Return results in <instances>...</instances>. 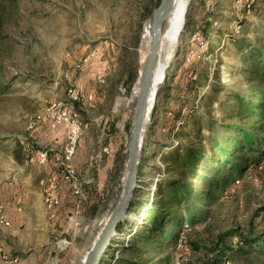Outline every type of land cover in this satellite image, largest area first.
<instances>
[{
  "label": "rangeland",
  "instance_id": "374dc122",
  "mask_svg": "<svg viewBox=\"0 0 264 264\" xmlns=\"http://www.w3.org/2000/svg\"><path fill=\"white\" fill-rule=\"evenodd\" d=\"M160 2L17 0L13 5L6 4L10 13L0 27V264H81L91 248L121 195L137 99L134 91L142 66V36ZM187 15L194 23L210 15L208 31L187 38L197 28L194 24L186 31ZM227 34L244 40V50L264 53V0H188L182 30L174 43L161 51L167 59L161 83L171 70L172 77L181 67L183 76L176 91L182 95L178 103L168 100L146 121L144 140L147 138L156 148H151L150 158L140 170L141 151L136 193L134 189L131 198L134 206L123 229L117 231L111 250L102 258L107 264H116L117 256L148 264H174L179 253L180 264H213L220 234L236 227L244 233L264 232L262 147L244 148L235 155L240 157L236 160L241 163V172L229 171L210 161V152L215 149L203 140L207 150L203 173H208L210 180L228 173L232 176L227 188L213 184L200 188L194 204L201 214L197 213L189 231L198 248H176L175 228L164 226L155 234L144 229L151 243L138 244L131 254L117 251L123 243L132 241L143 208L157 198L160 178L168 177L162 170L164 156L185 141V135L175 134L179 123L172 122L174 111L185 104V112L192 113L201 107L205 92L217 89L211 115L216 122L224 121L226 108L233 103L228 95L250 94L245 71L248 65L241 62L237 44L228 37L216 42ZM86 55H90L89 63L77 71L76 63ZM66 72L70 73L69 81ZM70 83L80 96L74 102L68 95ZM53 103H60L61 112L77 118L82 127L76 153L68 163L84 181L85 196L80 203V226L73 227L69 234L63 232L74 197L65 182L63 164L69 124L52 113ZM215 134L217 140L225 142L227 134L220 130ZM20 143L24 147L19 148ZM46 149H51L46 163L31 161L32 155ZM51 178L62 194L54 216L45 202ZM180 238L185 236L179 235L177 241ZM228 243L241 242L234 237ZM251 257L235 256L218 264L264 261V255Z\"/></svg>",
  "mask_w": 264,
  "mask_h": 264
},
{
  "label": "trees",
  "instance_id": "16d2710c",
  "mask_svg": "<svg viewBox=\"0 0 264 264\" xmlns=\"http://www.w3.org/2000/svg\"><path fill=\"white\" fill-rule=\"evenodd\" d=\"M17 0H0V27L3 25V21L10 13L6 4L13 5ZM211 14V13H210ZM210 16V15H208ZM204 17L200 23H194L187 15V22L185 24L186 31H189L191 26L196 24V31L188 33L186 37L192 36L191 34L204 35L210 27L209 17ZM194 30V29H193ZM201 32V33H200ZM233 34H227L226 37H218L217 44H219L224 38H232L237 44L240 51L241 62L248 65L245 67V71L248 73L247 81L250 84V94L244 95L237 92L228 95V100L233 103L226 108L227 110L224 121L216 122L212 117V110L214 108L213 96L216 95L218 90L211 89L205 92L201 97V107L197 106L192 110V113L185 112L186 105L181 104L178 111H174L172 116V122L178 125V131L176 135L178 137L185 135L184 143L175 145L174 149L169 151L164 156V169L163 173L168 177L160 178L158 183L157 198L150 201L143 208L142 219L132 232V241L130 243H123L121 248L117 249L119 252H126L131 254L137 250L138 244L151 243L148 240L147 232L144 229L151 230V234L159 233L163 231L164 226H170L175 228L174 233H177V237L181 234L185 236L184 243L191 249H197L198 245L194 239L190 237L189 231L192 228V223L196 222V217L200 211L196 210L194 202L200 195V188L203 184H213L214 187L223 185L224 188L229 186L228 179L232 174L228 173L227 176H221L214 180H210L208 173H203L204 165L203 159L207 156L205 142H208L215 152H210V161L215 160L220 167L228 168L229 171L239 169L241 163L237 161L236 154L242 152L244 148L251 150L262 147L260 154H264V53H256L254 49L247 48L244 50V40L233 37ZM218 48V47H217ZM216 46H213V50ZM220 48H218L219 50ZM179 70V71H178ZM177 75L170 76L174 70H171L164 81L159 85L157 91L156 102L152 110V117H154L159 110L160 106H164L166 102L173 99V103L179 100L180 94L176 91V84L179 82L180 77L183 76L182 68H178ZM244 70V67H243ZM178 78H177V77ZM189 84H193L194 81L189 80ZM215 99V98H214ZM188 102V101H187ZM236 117V121H226L228 118ZM245 117H250V120L245 121ZM257 117V119H256ZM216 130H220L223 134H227L225 142H221L216 138ZM207 133H204V132ZM19 148L24 147V144L17 145ZM154 146V147H152ZM148 142L147 138L144 140L142 147V160L141 167L147 164L151 148H156ZM174 146V145H173ZM213 150V149H212ZM253 163H257V159L253 160ZM139 170V171H140ZM241 172V170H238ZM66 182V181H65ZM223 182V183H221ZM69 190L72 189L68 182ZM136 193V188H135ZM75 197V196H74ZM72 199V209L75 206L76 198ZM62 201V194L60 192V204ZM59 204V205H60ZM134 206V202H130V211ZM72 209L70 212H72ZM201 214V212H200ZM189 221V222H187ZM126 221L120 223L117 227V231H121L125 226ZM67 225L64 226V228ZM63 228V229H64ZM161 233V232H160ZM237 237L241 242L237 245L228 243L231 238ZM175 238L174 246L179 248V243ZM115 243V239L112 240V244ZM109 250V251H110ZM109 253V252H108ZM216 259L213 264H218L221 261H225L226 258L233 260L235 256L249 258L255 256L264 255V232L250 233L241 232L239 227L229 229L222 233L218 237V248L215 252ZM235 254V255H234ZM251 257V258H252ZM99 264H107L106 259H102ZM116 264H148L146 262L137 261L131 258L116 257ZM264 264V261L263 263Z\"/></svg>",
  "mask_w": 264,
  "mask_h": 264
},
{
  "label": "water",
  "instance_id": "95a60500",
  "mask_svg": "<svg viewBox=\"0 0 264 264\" xmlns=\"http://www.w3.org/2000/svg\"><path fill=\"white\" fill-rule=\"evenodd\" d=\"M175 0H161L150 17L153 31L150 48L141 70V87L136 99L132 130L128 141V157L125 164L122 191L116 206L100 230L83 264H99L117 234V227L128 216L130 201L136 186L140 155L144 141L146 118L154 106L157 88L154 86V73L159 58L161 34L166 19Z\"/></svg>",
  "mask_w": 264,
  "mask_h": 264
},
{
  "label": "built area",
  "instance_id": "2783aa9c",
  "mask_svg": "<svg viewBox=\"0 0 264 264\" xmlns=\"http://www.w3.org/2000/svg\"><path fill=\"white\" fill-rule=\"evenodd\" d=\"M89 60H90V55H86L82 57L75 65L76 70L82 71L89 63ZM65 76L69 81L70 73L66 72ZM68 95L71 101L73 102L80 99V96L78 95L77 91L74 89V84L72 83L68 85ZM51 111L54 115L58 113L59 120L65 121L69 124L68 143L67 146L65 147L64 155H63V160H64L63 164L66 167V173L64 174V178L65 181L69 183L73 195L76 198L75 206L72 209L71 215L68 218V224L63 230L64 233L69 234L73 229V227L80 226V221L78 219L80 215V203L85 196L84 181L80 179L75 169L71 167V164L68 163L76 153L77 145L79 143V139L81 136L82 127L80 121L77 118H75L72 115H69L68 113L61 112L62 110L60 109V103H53L51 105ZM50 150L51 149L37 151L34 155H32L31 161H37L40 164L46 163V161L48 160ZM104 150L107 149L105 148ZM99 156H102V154L100 153L99 155H97V158ZM45 202L48 210L52 211V216H54L53 211L60 204L59 185L54 178H51L49 180V184L47 186L46 194H45ZM2 210H3V205L0 204V214ZM6 224H9V221H6ZM178 243L181 246H184L185 248L187 247L186 244L184 243V238H180ZM181 257H182V253H179L177 255L174 264H180Z\"/></svg>",
  "mask_w": 264,
  "mask_h": 264
},
{
  "label": "bare ground",
  "instance_id": "6f19581e",
  "mask_svg": "<svg viewBox=\"0 0 264 264\" xmlns=\"http://www.w3.org/2000/svg\"><path fill=\"white\" fill-rule=\"evenodd\" d=\"M187 6H188V0H175L173 2L171 11L166 19V22L164 24L162 34H161V45L159 50V58L156 65L155 73H154V86L157 88L161 82H163L165 77V67H166V56L161 54L162 49H164L165 46L174 43V41L177 39L180 31L183 28V25L186 20V12H187ZM153 31V20L150 18L144 28L143 36H142V54H141V70L144 64V61L148 55L149 48H150V39L152 36ZM166 48V47H165ZM141 70L139 72V77L136 82L135 91H134V98L138 96L140 92L141 87ZM152 111V110H151ZM151 111L149 112L146 120L148 119ZM108 216L104 219L103 225L106 224L108 220ZM103 228V227H102ZM101 228V229H102ZM99 234V233H98ZM87 254L84 256L81 264L84 263Z\"/></svg>",
  "mask_w": 264,
  "mask_h": 264
}]
</instances>
